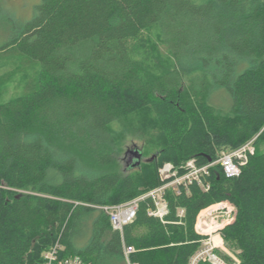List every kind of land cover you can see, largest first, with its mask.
I'll use <instances>...</instances> for the list:
<instances>
[{
    "label": "trees",
    "instance_id": "obj_1",
    "mask_svg": "<svg viewBox=\"0 0 264 264\" xmlns=\"http://www.w3.org/2000/svg\"><path fill=\"white\" fill-rule=\"evenodd\" d=\"M11 25L0 64L18 60L26 79L0 99V264H45L56 244L60 258L127 264L124 243L139 264H188L200 212L223 200L226 245L264 264V0H41ZM121 117L148 119L156 141L132 172L117 163ZM252 139L263 148L239 175L218 165L166 189L163 217L146 196L122 235L99 208L162 184L166 161L208 163Z\"/></svg>",
    "mask_w": 264,
    "mask_h": 264
},
{
    "label": "rangeland",
    "instance_id": "obj_2",
    "mask_svg": "<svg viewBox=\"0 0 264 264\" xmlns=\"http://www.w3.org/2000/svg\"><path fill=\"white\" fill-rule=\"evenodd\" d=\"M40 1L41 0H0V45L4 43L5 39L9 36L8 34L10 32V27H12V21L27 22L31 20L35 14L36 6L40 3ZM1 15H5L10 18H4L1 17ZM19 65L20 62L18 60L12 59H7L2 64H0V99L2 101L10 99L11 97L21 93V91L23 90L24 81L26 78L25 76H23L22 72L18 71V68L20 67ZM36 69L37 67L35 64L32 66H28L29 72L35 73ZM139 125H141L142 127L139 128ZM150 126H152V124L150 121H148V119L135 121L129 118L121 117L115 123V127L118 132L120 131V129H124L125 132L121 139L120 148L117 150L116 154L118 166L123 172H132L141 169L140 165L144 164L148 156L151 155V144L156 141H154L152 136L148 135ZM64 145L69 149L74 148V143L72 142L71 144L66 142V144ZM262 148L263 145L254 144L253 152L256 154ZM139 152H141V162L138 165L136 164V162L138 160L137 153ZM89 158L91 157L89 156ZM186 161L190 162L189 165H192L193 167L194 165L197 167L203 165L199 164L198 161L194 158L183 160L178 164L166 161L158 168L159 176L161 177V179L165 180V176H162V173L167 175L170 171V167L172 168L171 164L174 165L172 172H181L184 168V162ZM218 165L220 164H214V166ZM233 206L234 204L232 202L223 200L222 202L204 208L201 212V215L203 217L209 216L214 218L216 212H219L218 214L220 216L218 215L214 219L222 220L223 212H225L228 207L233 208ZM234 217L235 208L232 209L231 214L227 217V222L230 221L231 223ZM211 224H214V222ZM221 231L215 230L212 233L214 240L219 242V247L216 248L218 254L230 264H240V259L238 257L237 251L235 252L232 248L226 245Z\"/></svg>",
    "mask_w": 264,
    "mask_h": 264
},
{
    "label": "built area",
    "instance_id": "obj_3",
    "mask_svg": "<svg viewBox=\"0 0 264 264\" xmlns=\"http://www.w3.org/2000/svg\"><path fill=\"white\" fill-rule=\"evenodd\" d=\"M249 153L255 154L253 152V139L234 150L222 152L218 159L209 161L208 163H204L198 167L195 165L193 167L192 165H189L190 162L186 161L184 162L183 170L179 173L172 172L174 165L171 164L172 168L170 167L169 169L168 167L170 170L168 174L165 175L162 173V176H165L163 183L151 189L146 194L125 203L104 204L100 205L99 208L109 214L112 227L115 230L120 231L123 235L125 225L134 220L139 202L142 198L151 196L154 199L156 207L150 211V214L163 217L167 209V202L163 197V193L166 189L172 187L176 189L181 184H188L193 180L201 182V176L203 174H209L210 169L214 167L215 163L221 165L226 175L237 176L241 172V167L247 162ZM234 206L233 208H235ZM228 208L225 212H223L222 220L214 219L219 215V212H216L214 218L209 216L203 217L201 215L202 211L200 212L196 222V230L203 235V238L201 239L199 249L192 255L188 264H200V262H208L210 264H230L218 254L216 248L219 247V242L215 241L212 235L213 231H221L226 224L230 223V221L227 222V217L231 214L233 208ZM180 213H183L182 209L180 210ZM213 222L214 224H211ZM60 246V244H56L45 253V264H90L85 262L79 256L60 258L58 253ZM134 251V246L124 243V254L127 264H139L136 261H132L130 258Z\"/></svg>",
    "mask_w": 264,
    "mask_h": 264
},
{
    "label": "water",
    "instance_id": "obj_4",
    "mask_svg": "<svg viewBox=\"0 0 264 264\" xmlns=\"http://www.w3.org/2000/svg\"><path fill=\"white\" fill-rule=\"evenodd\" d=\"M137 158H138V160H137V162H136V164H140V160H141V152H139V153H137Z\"/></svg>",
    "mask_w": 264,
    "mask_h": 264
},
{
    "label": "crops",
    "instance_id": "obj_5",
    "mask_svg": "<svg viewBox=\"0 0 264 264\" xmlns=\"http://www.w3.org/2000/svg\"><path fill=\"white\" fill-rule=\"evenodd\" d=\"M166 212H167V209H166Z\"/></svg>",
    "mask_w": 264,
    "mask_h": 264
},
{
    "label": "bare ground",
    "instance_id": "obj_6",
    "mask_svg": "<svg viewBox=\"0 0 264 264\" xmlns=\"http://www.w3.org/2000/svg\"><path fill=\"white\" fill-rule=\"evenodd\" d=\"M149 191H150V190H149ZM149 191H148V192H149Z\"/></svg>",
    "mask_w": 264,
    "mask_h": 264
}]
</instances>
